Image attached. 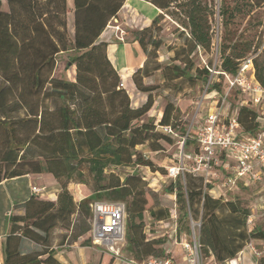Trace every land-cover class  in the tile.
I'll return each mask as SVG.
<instances>
[{"label":"trees","instance_id":"obj_1","mask_svg":"<svg viewBox=\"0 0 264 264\" xmlns=\"http://www.w3.org/2000/svg\"><path fill=\"white\" fill-rule=\"evenodd\" d=\"M125 1L74 0L75 31L71 37L68 0H7V11L0 0V183L31 173H50L60 187L56 200L34 194L24 204L23 213H11L2 264H63L52 249L54 233L64 229L61 242L66 243L74 232L76 214L82 223L72 240L90 232L87 220L93 216V202L125 204L126 250L136 261L165 255L160 247L164 241L149 239L146 234V212L156 221L172 219L176 213L179 235L191 236L192 223L198 221L196 237L204 257H214L220 264L237 258L252 241H264V228L249 227V206L240 199L213 197L209 193L212 185L204 184L202 175L185 174L184 182L181 176L172 180L165 188L175 196L172 205L177 208H172L136 171L125 177L115 171L119 167L146 166L163 172L138 147L149 145L151 151H159L165 144L174 143L173 137L158 130L159 125H172L182 134L187 128L176 121L177 109L172 102L166 104L158 122L145 120L155 104V88L145 85L144 78L161 71L166 83L208 80L210 69L197 67L192 56L197 49L211 51L214 46L212 10L207 2L147 0L162 14L136 33L147 61L134 73L133 80L139 90L147 92V99L141 106L132 105L108 57V44L99 40ZM249 4L262 7L264 0H249ZM172 6L185 15L180 22L188 32L173 62L163 65L158 60L162 41L155 32L163 11ZM228 14L222 5L226 30L233 16ZM250 49L238 52L237 41H224L218 49L222 58L218 74L235 76ZM66 52H75L70 59L76 67L74 81L55 76L58 58ZM253 62L256 78L264 86V61L253 57ZM210 88L224 91L221 83ZM237 118L250 136L263 130L259 113L249 105H240ZM72 182L81 185L85 196L80 202L69 189ZM240 185L252 183L239 182L236 186ZM115 263L114 255L104 251L97 264ZM257 264H264V251Z\"/></svg>","mask_w":264,"mask_h":264},{"label":"rangeland","instance_id":"obj_2","mask_svg":"<svg viewBox=\"0 0 264 264\" xmlns=\"http://www.w3.org/2000/svg\"><path fill=\"white\" fill-rule=\"evenodd\" d=\"M203 2H207L212 10L210 20L214 32V46L211 51H206L203 48L197 49L192 57L197 67H208L210 69L211 74L208 77V80L200 79L197 80L195 84L185 80H175L171 83H166L162 72L154 71L150 76L144 78L143 81L145 85L155 88L153 95L156 101L154 104L155 106L147 114L145 120L151 118L158 122L162 115V113L159 115L160 108H162L163 112L166 104L168 102H172L177 109L175 112L176 121L183 129L187 128L188 130L192 127L193 135L196 132V126L200 125L206 118L207 114L215 107L214 100L219 99L218 96L216 98H212L214 94L211 93L210 87H212L214 83H221L223 90L227 88V76L224 75L221 77L218 74V71L221 70L222 62L221 54L218 51L220 45L224 41H226L227 44L235 43L237 41L238 52H244L245 48L249 46L251 47L249 52H247L245 59L255 57L260 62L264 61V6H251L249 4V0H203ZM222 5L227 7L229 13L228 15H233L230 17L229 27L227 30L224 27V19L221 16ZM72 6L73 0H68V21L71 19L68 25L70 26L72 32H74V12L70 9ZM2 9L5 11L9 9L7 0H4ZM177 11H179V9L176 8V6H172L170 10L163 11L164 15L160 19V26L157 27L155 32L157 39H161L162 41V46L158 51V60L163 65L173 62L177 50L184 44V34L188 32L187 29L182 27L180 22V19H185V15L182 12ZM172 12L176 14H171ZM73 55H75V52H66L59 56L58 66L55 71L56 77L72 80L74 65L70 64V59ZM245 59H243L242 62ZM193 74H195V72H193ZM129 78V87L131 89L133 88L135 91V93H132L133 95H131L132 105L141 106L147 99V92L141 91L137 88L133 80V74H131ZM142 94L144 95V99L139 98ZM241 99L242 97L239 92L233 90L230 94L229 107L225 113H232V111L239 105L238 103H240ZM139 149L145 151L146 155L154 161L157 167H162L163 172L157 171L158 173H156V171L146 166H138L136 168L119 167L116 168L115 171L121 173L123 177H125L128 173L136 171L139 175L146 179L148 188L158 194L160 200L164 201L165 205L177 208V206L172 205V201H174L175 196L166 193L165 188L171 184L172 180H174L166 177V174L168 173L167 169L170 166L179 164L181 160V147L174 141L173 144H165V147L159 151H151L149 145ZM195 151H197V144L193 140L189 141L185 146L186 156L189 157ZM217 157L219 159H223V156L220 153H218ZM185 162L188 166H192L191 160L186 159ZM218 168H220V166H218ZM186 174L199 177V175H202V172H187ZM181 179L182 182H184V176H181ZM5 187L8 188L7 185ZM222 192V195L226 199H240L244 205L249 206L251 209V215L249 217L251 222H249L248 219L250 228H253L255 225H259L264 228V179L260 182L252 183L250 186L240 185L239 187H226ZM126 220L127 215L125 219V235ZM169 220L171 222L169 224L160 223L152 219L149 213L146 212V234L149 239L160 238L164 241V243L160 246L161 249L165 251V255L163 257H171L176 264H189L186 260L187 250L184 247V243H193L195 238L194 234H197V225L192 223V226L195 225L196 227H194V233H192L191 236H185L183 234L179 235V237H177V242L175 243L176 239L175 232L173 230V220H171V218ZM73 222L74 232L68 236L66 240V243L69 244L71 243L74 235L79 231V227L82 223V218L79 214L74 216ZM87 223L90 224L91 231L79 237L76 244L79 247H87L88 251H94L92 248H98L102 252L107 251L104 246L96 245L93 242L92 230L94 227V217H90L87 220ZM194 223H198V221H195ZM56 231H59L57 232V235L60 240H62L61 238L66 231L62 228H58ZM87 241H91V244L88 245ZM260 243L262 244H258L257 247L261 250L263 249L264 251V242ZM119 245L121 246L123 256L126 259L133 258L132 254L126 250V237L124 241L119 243ZM170 249H173V252H167ZM151 257L153 256H149L144 260H149ZM201 260L202 264H211L210 258H205L203 253H201Z\"/></svg>","mask_w":264,"mask_h":264},{"label":"built area","instance_id":"obj_3","mask_svg":"<svg viewBox=\"0 0 264 264\" xmlns=\"http://www.w3.org/2000/svg\"><path fill=\"white\" fill-rule=\"evenodd\" d=\"M227 76V88L223 92L214 89L211 91L215 107L210 111L204 121L196 126V132L192 134V127L182 134L172 125H159L157 128L164 134L170 135L181 147V160L178 165L168 167L166 177L176 179L184 176L187 172H202L205 184L212 186L232 187L239 182L257 183L264 179V129L257 136H243V129L240 126L237 115L226 114L229 107L230 94L233 90L247 97L246 105H264V86L257 80L253 57L245 59L239 67L235 76ZM120 87H124L123 81ZM195 141L197 151L189 157L186 156L185 146L189 141ZM218 153L227 161L226 167L232 172L223 177L218 166L222 159L217 157ZM186 159L191 160L192 166H188ZM44 188L32 187V192L42 194ZM91 210L94 217L92 230L93 242L96 245L104 246L105 249L114 255L116 262L121 264H176L171 257H151L143 262L135 259H126L120 242L125 239L126 206L124 203L93 202ZM172 218H177L176 213ZM251 222V219H249ZM197 226L200 223H194ZM193 225V233H194ZM192 244L184 243L187 250L186 260L189 264L201 263V246L194 234ZM2 236H0V246ZM261 254V252H259Z\"/></svg>","mask_w":264,"mask_h":264},{"label":"crops","instance_id":"obj_4","mask_svg":"<svg viewBox=\"0 0 264 264\" xmlns=\"http://www.w3.org/2000/svg\"><path fill=\"white\" fill-rule=\"evenodd\" d=\"M1 1L3 5L4 0ZM70 9H72L74 12V0L73 6ZM160 14H162V11L153 3L147 0H126L117 16L109 22L108 26L105 28L99 38L100 41L106 42L108 44V57L119 72L121 78L123 77L122 81L124 83V88L129 92V94L131 93L130 96L133 95L135 91L133 90V88L131 89L129 87V76L131 74L134 75V73L139 68L143 67L147 61L146 52L140 44L138 38L136 37V33L146 27L151 26L154 19ZM69 21H71V19H69ZM73 26L75 31L74 23ZM68 30L70 36L73 37L74 32H72L70 26L68 27ZM75 68L76 67L73 66L72 81L75 80ZM240 96L242 97V99L240 100V103H238L239 105L235 108V110L232 111V113H227L228 115L238 114L240 105L245 104L244 101L247 97L242 96L241 94ZM139 98L144 99V95H140ZM251 107L256 109V111L259 113V121L262 129H264V105H252ZM161 113L162 108H160L159 110V115H161ZM247 135L249 134L243 131V136ZM144 146L146 145H141L138 148ZM226 163L227 161H225V159H222L220 163V168L223 173L222 178L226 177L232 172L231 168L226 167ZM6 185L8 186V188L5 187ZM33 186L44 188L43 193H33ZM224 188L226 187L215 185L212 186L211 189H209V193L213 197L218 198L222 196V191ZM69 189L71 190L77 202H80L84 198L85 195L82 193L80 184L72 182L69 185ZM59 190L60 187L58 182L50 173H31L24 176L7 179L0 183V236H2V243L0 246V264H2L3 262V244L5 241V237L10 230L11 213H23L24 204L34 194L40 195L41 198L44 199L56 200ZM171 220H173L172 223L174 224L173 230L175 232L176 243L177 237H179L176 220L175 218H172ZM158 222L164 224L171 223L170 220ZM57 232L59 231H56L54 233L52 249L55 250L56 257L63 264H97L99 262L102 254L101 250H99L98 248H92L94 251H88L87 247H79L76 244L77 241L74 240H72L70 244H62V240H60ZM260 242L264 241L254 240L252 241V243L247 244L245 248L239 253L237 258L227 261L224 264H257L258 259L263 252V249L261 250L257 247L258 244H262ZM167 252H173V249H170ZM259 252H261V254H259ZM210 260L211 264H220L216 262L214 257H211ZM115 264L121 263L116 262Z\"/></svg>","mask_w":264,"mask_h":264}]
</instances>
